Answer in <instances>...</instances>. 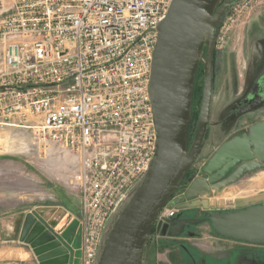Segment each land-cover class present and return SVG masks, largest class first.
Listing matches in <instances>:
<instances>
[{
    "label": "built area",
    "instance_id": "obj_1",
    "mask_svg": "<svg viewBox=\"0 0 264 264\" xmlns=\"http://www.w3.org/2000/svg\"><path fill=\"white\" fill-rule=\"evenodd\" d=\"M10 1L0 0V128L30 132L44 158L55 149L73 154L81 264H98L110 222L156 154L150 80L173 0ZM261 1L231 9L216 50ZM178 213L163 208L156 226Z\"/></svg>",
    "mask_w": 264,
    "mask_h": 264
},
{
    "label": "water",
    "instance_id": "obj_2",
    "mask_svg": "<svg viewBox=\"0 0 264 264\" xmlns=\"http://www.w3.org/2000/svg\"><path fill=\"white\" fill-rule=\"evenodd\" d=\"M240 1H172L158 29L150 80L157 131L156 154L145 178L128 195L110 222L98 264H143L145 248L155 228L166 237L179 235L188 226L204 223H211L216 235L224 239L264 248V205L236 213L213 212L203 219L181 218L185 210L208 209L209 205L199 198L234 183L244 170L250 171L264 163V122L252 126L244 137L222 146L204 169L208 176L189 179L185 194L175 198L199 157L211 124L216 41L222 23ZM200 64H203L204 75L203 99L194 140L189 147L194 86ZM243 162L245 164L226 181L216 183ZM165 207L177 209L179 215L156 226L158 215ZM66 214L61 211L58 216ZM70 221L72 224L63 238L76 251L74 264H81L82 229L74 219H66L63 225ZM20 241L29 246L39 264H69L71 261L69 249L34 214L26 216Z\"/></svg>",
    "mask_w": 264,
    "mask_h": 264
},
{
    "label": "rangeland",
    "instance_id": "obj_3",
    "mask_svg": "<svg viewBox=\"0 0 264 264\" xmlns=\"http://www.w3.org/2000/svg\"><path fill=\"white\" fill-rule=\"evenodd\" d=\"M233 18L236 19L237 16ZM216 51L217 81L211 104V124L199 157L192 168L199 176H208L204 169L222 146L236 138L244 137L252 126L264 122V105H261L254 109H239L240 112L228 127L219 126L220 122H225L228 118L229 112L236 109L237 105L235 107L233 104L244 96L242 91L251 87L258 77L260 66H264V0L249 10H244V14L231 24L223 48ZM239 122L241 127L236 129ZM31 143L30 132L16 128H0V217L3 221H11L14 231L21 227L18 219L22 214L19 215V212L29 211L36 206L63 207V211L67 213L63 222L68 218L78 219L80 211L81 189L74 180L78 164L73 154L55 149L51 156L44 158ZM249 147L252 149V146ZM243 164L245 163L239 166ZM239 168H234L235 172ZM223 178L226 181L229 177ZM199 200L206 202L209 208L188 209L183 211L181 216L203 219L213 212L236 213L252 206L264 205V163L250 171L244 170L237 181L217 191L212 190L208 196L205 195ZM78 226L80 227L79 223ZM154 233L149 243L158 237L156 228ZM184 233L198 236L203 245L208 244V237H220L214 232L211 223L191 225ZM242 248L246 249L245 254L239 258L236 255V264H248L249 260L252 264H264L261 262L264 261L263 247ZM6 260L15 262L13 257L0 259ZM79 260L81 262V250Z\"/></svg>",
    "mask_w": 264,
    "mask_h": 264
},
{
    "label": "crops",
    "instance_id": "obj_4",
    "mask_svg": "<svg viewBox=\"0 0 264 264\" xmlns=\"http://www.w3.org/2000/svg\"><path fill=\"white\" fill-rule=\"evenodd\" d=\"M7 1L11 3L10 0ZM63 210L65 209L60 206L41 205L33 207L29 211L19 212V215L22 214L18 219L21 227H18L16 231L13 230L11 221H3L0 217V259L7 256L13 257L15 260V262L0 261V264H39L29 246L20 241L25 218L30 213L43 222L47 229L51 230L56 238L69 249L70 264L75 262L76 251L63 238L65 231L72 224L70 221L66 226L63 225L65 216H58ZM185 230L186 228L179 235H167L166 237L160 235L156 240H152L145 248L143 264H236V259L245 254L246 249L242 247H253L220 237H208L206 238L208 244L203 245L201 238L193 234H185ZM236 247H238L237 250ZM248 264H252V262L249 260Z\"/></svg>",
    "mask_w": 264,
    "mask_h": 264
},
{
    "label": "flooded vegetation",
    "instance_id": "obj_5",
    "mask_svg": "<svg viewBox=\"0 0 264 264\" xmlns=\"http://www.w3.org/2000/svg\"><path fill=\"white\" fill-rule=\"evenodd\" d=\"M217 60H218V55H217V51L215 50V55H214V67H213V80H214V86H213V93L215 91V86H216V81H217V74H216V65H217ZM256 68V67H255ZM202 69H203V64H200L199 66V70L197 72V76H196V81H195V86H194V94H193V104H192V120H191V126H190V138H189V147H191L193 140H194V136H195V132L197 129V123H198V119H199V115H200V108H201V104H202V99H203V88H204V75L202 73ZM257 75L259 78L257 80V82L255 81L251 87L245 88L242 92H244V96L237 102H235L233 105L236 107V109L232 110L229 112L228 114V118H226L225 122L222 121L220 122L219 126H221L222 128H226V126L228 127L230 122H232L234 120V117L240 112L239 109L243 110V109H254L255 107L264 105V66H260L259 71L257 72ZM199 78V83H197V80ZM198 84L200 85L201 88H196V86H198ZM239 97V96H238ZM240 102V103H239ZM252 112V111H250ZM210 126V125H209ZM209 126L207 128V132H206V137L208 135L209 132ZM218 127V126H215ZM240 122L238 124V126H236V129H240ZM241 165V163L239 164ZM237 165L235 168H239L241 166ZM194 169L191 170V172L188 174V176L186 177V179L183 181V183L181 184L179 191L177 192L176 196H182L183 194H185L186 189L189 187L190 183H189V179L193 178H200L203 177V175L199 176L196 175L193 172ZM236 169H232L230 171V173L228 174V176H226L225 178L230 177ZM225 179H220L218 183H221V181H224ZM184 191V192H183ZM181 192H183V194H180ZM179 215V214H178ZM178 215L174 218L176 219L178 217ZM181 218H193V219H198L197 217L193 216V217H183L181 216ZM155 233H153L154 235ZM152 235V236H153Z\"/></svg>",
    "mask_w": 264,
    "mask_h": 264
},
{
    "label": "trees",
    "instance_id": "obj_6",
    "mask_svg": "<svg viewBox=\"0 0 264 264\" xmlns=\"http://www.w3.org/2000/svg\"><path fill=\"white\" fill-rule=\"evenodd\" d=\"M198 81H199V78H198V80H197V83H199ZM196 88H201V87H200V85L198 84V86H196ZM153 233H154V232H153Z\"/></svg>",
    "mask_w": 264,
    "mask_h": 264
}]
</instances>
